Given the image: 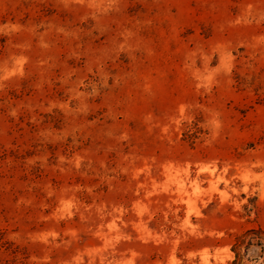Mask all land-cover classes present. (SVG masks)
Returning a JSON list of instances; mask_svg holds the SVG:
<instances>
[{"label":"rangeland","instance_id":"obj_1","mask_svg":"<svg viewBox=\"0 0 264 264\" xmlns=\"http://www.w3.org/2000/svg\"><path fill=\"white\" fill-rule=\"evenodd\" d=\"M0 264H264V0H0Z\"/></svg>","mask_w":264,"mask_h":264}]
</instances>
